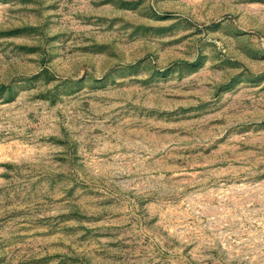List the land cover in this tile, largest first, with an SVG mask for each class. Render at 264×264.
<instances>
[{
  "label": "rangeland",
  "instance_id": "obj_1",
  "mask_svg": "<svg viewBox=\"0 0 264 264\" xmlns=\"http://www.w3.org/2000/svg\"><path fill=\"white\" fill-rule=\"evenodd\" d=\"M0 264H264V0H0Z\"/></svg>",
  "mask_w": 264,
  "mask_h": 264
}]
</instances>
